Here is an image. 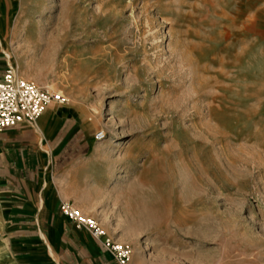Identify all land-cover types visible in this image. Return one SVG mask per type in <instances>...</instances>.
<instances>
[{
	"label": "rangeland",
	"instance_id": "374dc122",
	"mask_svg": "<svg viewBox=\"0 0 264 264\" xmlns=\"http://www.w3.org/2000/svg\"><path fill=\"white\" fill-rule=\"evenodd\" d=\"M0 34L16 73L106 132L123 242L264 264V0H9Z\"/></svg>",
	"mask_w": 264,
	"mask_h": 264
},
{
	"label": "crops",
	"instance_id": "0c3cea01",
	"mask_svg": "<svg viewBox=\"0 0 264 264\" xmlns=\"http://www.w3.org/2000/svg\"><path fill=\"white\" fill-rule=\"evenodd\" d=\"M9 0H0V10ZM11 66L0 34V76ZM106 140L72 105H49L34 124L0 132V264H118L85 230L59 212L71 201L97 218L119 241L126 229L127 201L117 192L107 160L97 154ZM128 264H154L138 243Z\"/></svg>",
	"mask_w": 264,
	"mask_h": 264
},
{
	"label": "built area",
	"instance_id": "2783aa9c",
	"mask_svg": "<svg viewBox=\"0 0 264 264\" xmlns=\"http://www.w3.org/2000/svg\"><path fill=\"white\" fill-rule=\"evenodd\" d=\"M60 93H50L23 78L11 66L0 76V132L21 124H34L51 103H63ZM106 132L97 130L94 139L104 140ZM59 212L67 217L78 230H85L118 262L128 264L131 246L109 236L100 221L84 214L71 201H61Z\"/></svg>",
	"mask_w": 264,
	"mask_h": 264
},
{
	"label": "bare ground",
	"instance_id": "6f19581e",
	"mask_svg": "<svg viewBox=\"0 0 264 264\" xmlns=\"http://www.w3.org/2000/svg\"><path fill=\"white\" fill-rule=\"evenodd\" d=\"M50 105H55V102L54 103H51ZM106 139V138H105ZM132 248V247H131ZM133 254H134V252H133V248H132V255H131V258H130V260L132 259V257H133Z\"/></svg>",
	"mask_w": 264,
	"mask_h": 264
}]
</instances>
